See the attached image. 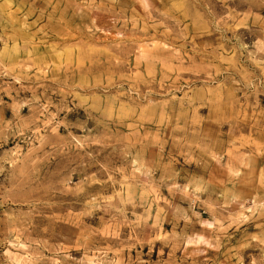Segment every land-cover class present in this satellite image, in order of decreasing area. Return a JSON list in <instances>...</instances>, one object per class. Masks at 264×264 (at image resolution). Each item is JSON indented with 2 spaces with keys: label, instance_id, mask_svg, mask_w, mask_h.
Here are the masks:
<instances>
[{
  "label": "rangeland",
  "instance_id": "374dc122",
  "mask_svg": "<svg viewBox=\"0 0 264 264\" xmlns=\"http://www.w3.org/2000/svg\"><path fill=\"white\" fill-rule=\"evenodd\" d=\"M0 264H264V0H0Z\"/></svg>",
  "mask_w": 264,
  "mask_h": 264
}]
</instances>
